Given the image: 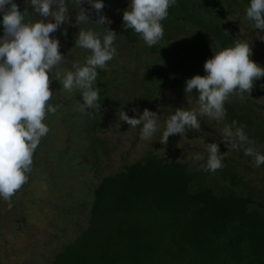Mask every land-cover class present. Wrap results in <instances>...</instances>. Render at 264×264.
Returning a JSON list of instances; mask_svg holds the SVG:
<instances>
[{
    "label": "trees",
    "instance_id": "16d2710c",
    "mask_svg": "<svg viewBox=\"0 0 264 264\" xmlns=\"http://www.w3.org/2000/svg\"><path fill=\"white\" fill-rule=\"evenodd\" d=\"M185 1L179 0L180 8ZM242 2L245 4V0ZM103 3L105 5V0ZM192 4L193 12L198 9L215 15H221L216 6L223 7L221 0H194ZM106 10L105 5L102 12ZM28 12L29 19L35 20L30 9ZM89 15L94 21L97 19L93 12H89ZM181 16L166 17L167 26L161 23L164 30L170 34L172 31L179 33L183 25L175 19H181ZM191 16L189 13L188 18ZM199 26L198 29L193 28L197 44H186L181 36L172 34L164 42L161 43L160 40L157 44L148 46L149 55L139 60L138 67L135 66L137 64L130 65V69L114 66L117 59L116 63L108 61L104 69L98 68L94 87L99 90L100 108L92 114L79 111L81 95L78 90L64 93L72 99L67 108L59 106L60 110L54 117L59 115L62 124L68 123V114L71 113L69 108L74 107L73 110L82 118L77 120L78 125L75 127L63 128L69 138L67 150L58 151L54 144L48 149L49 158L61 160L56 164L58 185L49 189V193L54 196L58 209L57 220L65 223L76 216L74 224L79 229L73 240L61 245L60 251L49 264H264V206L234 190L241 183V178L231 172L229 159H225L223 167L215 172H199L189 168L185 162L167 161L149 152L135 162L123 164L116 172L102 176L95 185L84 182L87 190H81L79 185L82 177L88 171L92 173V168L95 169V165L99 164V156L109 153L108 140L96 136L108 126L105 114L117 107L120 112L124 111L131 116L132 108L143 111L144 108H138L139 102L131 97L126 99L125 93L128 96L129 93L139 95L143 102L153 101V105L157 106V100L147 96L150 95L149 92L156 93L161 89L177 86L184 89L186 79L203 75V63L213 55L211 52L214 45L207 42L208 36L214 37L219 49L229 47V36L216 22L202 18ZM108 28L117 35L116 39L122 38L128 44L127 55L122 57L126 56L130 61L140 59L141 49L134 36L137 33L124 26L119 29ZM77 31L78 29H58L54 36L59 40L60 33L66 32L60 47L67 57L79 60L82 58V49L74 47ZM217 50L214 52H218ZM63 62L71 70L68 62ZM156 65L159 66L154 74L150 69ZM125 82L130 86L131 92L128 93L129 89L123 87V96L113 97V89H118ZM254 83L262 85L264 78L261 82L259 80ZM141 87L144 90L143 96L140 93ZM56 89L61 91L62 88L57 84ZM257 93L264 95V91L258 90ZM190 95L196 102L197 94L193 92ZM172 101V98L162 99L163 105ZM52 103L56 104L57 101ZM249 123L247 121V125L251 126ZM83 135L89 141L86 147H83ZM90 155L92 162L89 160ZM34 163L36 162L32 160L37 175L40 176L45 165ZM217 172L223 176L221 180L230 178L231 187L213 185L216 184L214 179ZM72 176L75 178H70ZM209 177L211 179L207 181ZM68 185L70 193L72 192L69 197L65 195ZM84 192L91 196L90 202H86ZM14 197L15 195L10 198L12 202ZM80 216L85 218L82 225L78 224Z\"/></svg>",
    "mask_w": 264,
    "mask_h": 264
},
{
    "label": "clouds",
    "instance_id": "9594fccd",
    "mask_svg": "<svg viewBox=\"0 0 264 264\" xmlns=\"http://www.w3.org/2000/svg\"><path fill=\"white\" fill-rule=\"evenodd\" d=\"M176 2L128 0L127 8L122 12L123 26L139 34L151 47L163 37L161 21ZM25 3L39 19H29L28 7L20 11L16 0H0V198L5 201L26 183L33 153L50 130L42 121L46 114L55 113L59 107L52 103L54 92L49 87L50 75L53 77L54 70H57L56 80L63 90L80 92L79 111L92 114L100 108L99 90L94 87L97 69H104L117 52L114 46L117 35L102 27L112 22L101 14L105 6L103 0H25ZM82 4L89 5V8L80 7ZM69 6L77 9L71 19ZM89 12H94L98 18L93 21ZM245 17L254 22L255 29L264 30V0H249ZM65 24L78 28L74 47L82 49L86 55L82 64L73 61L71 70L64 69L61 75L59 66L65 58L59 51L60 41L50 34ZM251 55L248 43L236 42L206 59L204 75L186 79L183 89L185 94H197L198 107L175 109L174 114L163 122L161 143L165 145L170 135L200 131V117L224 120V104L232 93H247L249 96L254 81L264 77V67L252 61ZM259 86L264 87V84ZM131 111L137 113L136 108ZM119 120L132 128L140 126L142 140L151 139L160 130L159 115L147 108L139 112L138 118L136 115L129 117L122 111ZM222 132L224 140L221 143L233 148L252 143L244 126H236V121L225 124ZM205 145L208 155L204 171L221 169L224 154H218V144ZM244 154L253 157L257 167L264 163V154L251 146L244 148ZM201 158L199 153L193 156L194 160Z\"/></svg>",
    "mask_w": 264,
    "mask_h": 264
},
{
    "label": "rangeland",
    "instance_id": "374dc122",
    "mask_svg": "<svg viewBox=\"0 0 264 264\" xmlns=\"http://www.w3.org/2000/svg\"><path fill=\"white\" fill-rule=\"evenodd\" d=\"M193 1L194 0H186L184 5L180 8V2L177 0L176 4L169 7L168 10L170 13L172 11V13L170 15L168 11V16L182 15L181 19L176 18L175 20L177 22L180 21V25L183 26L179 33L172 31L170 34V32L164 30L163 37L160 39L161 43L164 42L169 35L172 36L173 34L175 36H181L182 41L186 44H197L198 40L193 28L195 27V29H198V27H200L199 22L203 18L206 21L211 20L219 25L220 29L230 38V40H228L229 46L234 45L236 42L248 43L252 49L250 59L261 67H264V40H261L264 38V30L262 33V30L255 29L254 22L246 19L245 9L249 4V0H245V4L242 2L243 0H221V2H223V7L216 6V9L221 11V15H215L211 12L206 14L198 9H195V12H193ZM105 2L107 10L103 11L101 14L106 15L112 21L110 25H107V28H122V12L127 8L128 0H105ZM80 7L85 9L89 8L87 4H82ZM28 8L30 9L32 18L35 20L39 19L38 15L32 13L31 7L28 6ZM76 11V8L69 6L68 12L70 19L75 16ZM179 11L180 14H178ZM189 13H191L192 16L188 18ZM90 18L93 20V17ZM181 20H184L185 22ZM166 21H168V18H165L161 23H165L164 26H167ZM177 22H175L176 26ZM72 23L74 24V20H72ZM89 27L94 26L89 25ZM59 29L72 30L78 28L65 24L61 25ZM199 31L197 33H199ZM61 33V38L59 39L60 43L65 40L64 36L66 35V32H63V35ZM71 33H74V31H71ZM117 34H119V32H117ZM0 35H2V32H0ZM54 35H56L55 32L52 33L51 36ZM134 36L138 40V48L141 49L139 55L140 59L136 58L133 61H130L126 56H124L125 58L122 57L124 54L127 55L126 50L128 44L125 43L122 38L115 39L114 46L117 48L118 52H116L113 59L110 60L111 63H116L118 59V62L114 66H124L125 68L130 69V65L137 64L135 66L138 67L140 63L139 60L143 59V56L145 57L149 55V52L147 51L148 46L144 43L139 34H135ZM182 41L180 40V42ZM207 42L210 45H214L211 54L216 53V51L214 52L215 49H218L217 51L221 50L218 48V43L215 42L213 36H208ZM68 49L70 50L71 48L68 47ZM59 51L70 66L73 61H79V63H81L86 55L82 50V58L76 60L67 57L65 52H63L62 47H60ZM209 56L208 53L207 57ZM158 66L159 65H156L151 68L150 71H154L155 74ZM64 69L67 68L65 62H62L59 66L61 75ZM54 72L53 77L52 75L49 77V87L54 92L52 102L57 101L56 104L58 105L59 102H61L59 106L62 105L67 108V105H69L68 102L72 97L64 94L67 91L63 89L58 91L56 89V85L58 84L59 87L60 84L59 81L57 82V76ZM202 74L204 75V72ZM145 76L146 80H148V76ZM262 78L264 77H261V79ZM259 85L261 84L254 83L249 96L247 93H232L224 104L227 113L224 120L217 121L208 118L207 116L200 117V131L189 130L185 134H180L179 136H169L167 143L164 145L160 141L161 129L163 127V122L173 113L174 106L175 109L187 108L191 110L198 107L197 103L190 94L184 93L181 86H177L174 88L167 87L156 93L154 91L149 92L150 95L147 96H150L149 98L152 100H157L156 106L153 105V101L143 102L140 100L139 95H132L129 93L131 92L130 86L126 82L121 83L118 89H113L112 96H123L125 92L122 88L129 89V96L125 93V98L127 99L131 97L136 99L139 102L138 108H147L150 111L156 112L157 115H159L160 130H158L151 139L142 140L139 135L140 126L132 128L119 120V107L108 111L105 114L108 126L103 133L97 134L96 136L108 140L107 146L109 153L106 154V156L101 154L99 156V164L95 165V169L92 168L93 172L91 173L88 171L87 175L82 177V180L79 181V185L82 187L81 190H84V188L86 189L85 183L95 185L102 176L116 172L123 164L135 162L149 152L155 153L167 161L175 160L185 162L192 170L202 172L205 168L208 155L205 143L215 142L219 147L218 154H224L221 158L222 165L225 159H229L231 172L241 178V183H239L234 190L238 194L249 196L252 200L261 203L264 206V163L257 167L254 163L253 157L244 154V148L249 146L253 147L257 152L264 154V95L257 93L258 90L261 92L264 91V87H260ZM74 91L75 90H73V92ZM140 93L143 96L144 90L142 87ZM163 98H172L174 101L163 105ZM69 109L71 110V113L68 114L69 119H67V122L70 121L68 123L62 124L59 120V115L54 117L55 113L60 110V107L57 108L55 113L46 114L44 121H42L48 125L50 133L48 132L46 136L41 138L39 146L33 153L32 160L36 162L34 163L35 165L39 162L40 164L44 163L45 170L40 172L39 176L37 175L36 167L32 164L31 170L26 173V183H24L14 194V201L12 202V199L5 201L0 198V264H49L54 259V256L60 251L61 245L73 240L77 234L79 228L77 224H74L77 217L74 216L71 221L65 223L57 220L58 209L54 202V196L49 193V189L58 185V165L56 164L61 160L49 158L48 149L54 144V147L58 151L67 150L69 138L67 137L66 130L63 128L68 127L71 129L72 127H75L78 125L77 120L82 118L81 115L78 116L79 114L77 111L73 110L74 107H70ZM127 115L129 117L136 115L138 118L139 111L137 110L136 114L132 113V116L130 114ZM232 121H236V126H244V132L252 142L251 144H244L233 148L230 144L221 143V141L224 140L222 129L225 124L231 125ZM247 121L252 125H247ZM241 122L244 123L242 124ZM86 139L87 138L83 135L82 143L84 145L81 143L83 147L89 145V141L87 142ZM50 143L52 144L49 145ZM197 153L202 157L200 160L193 159L194 154ZM75 157H77V155H75ZM73 159L75 160V158ZM89 160L92 162L91 155L89 156ZM84 162L86 163V161ZM216 175H220V177H217ZM216 175L214 179L216 184L213 185H221L227 188L231 187L229 177L221 180L220 178L223 176L218 172ZM70 178L74 179L75 176ZM210 179L211 178L209 177L207 181ZM71 193L69 185L66 186L65 195L69 197ZM84 197L85 200H87L86 202H90L91 196L89 194L85 195L84 192ZM12 203H14V208H12ZM85 213L87 214V210H85ZM83 220H85L84 216L78 217V224L82 225Z\"/></svg>",
    "mask_w": 264,
    "mask_h": 264
},
{
    "label": "flooded vegetation",
    "instance_id": "af4514ba",
    "mask_svg": "<svg viewBox=\"0 0 264 264\" xmlns=\"http://www.w3.org/2000/svg\"><path fill=\"white\" fill-rule=\"evenodd\" d=\"M16 3L18 4L19 10L23 11L25 7H28L26 3H24V0H16ZM29 10V8H28Z\"/></svg>",
    "mask_w": 264,
    "mask_h": 264
}]
</instances>
